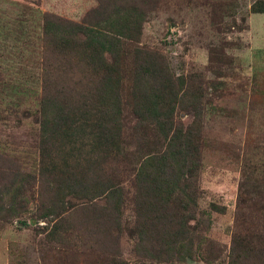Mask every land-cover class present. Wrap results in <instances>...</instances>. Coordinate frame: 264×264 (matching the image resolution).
<instances>
[{
    "label": "trees",
    "instance_id": "trees-1",
    "mask_svg": "<svg viewBox=\"0 0 264 264\" xmlns=\"http://www.w3.org/2000/svg\"><path fill=\"white\" fill-rule=\"evenodd\" d=\"M150 1L97 0L81 23L43 12L40 41L11 52V76L0 72V120L11 116V127L26 124L37 136L32 172L24 170L30 161L24 151L11 146L0 202L9 203L12 221L24 212L31 185L48 181L51 203L39 208L47 223L41 231L75 232L89 251L83 264H126L120 231L128 208L131 225L124 228L139 261L217 262L207 236L211 214L226 207L200 210L205 78L176 77L160 53L141 44L156 11ZM250 13L264 14V0L254 1ZM229 16L220 6L218 23L227 26ZM213 46L211 63L227 62ZM242 158L226 264H264V158ZM68 196L81 204L67 220Z\"/></svg>",
    "mask_w": 264,
    "mask_h": 264
},
{
    "label": "rangeland",
    "instance_id": "rangeland-1",
    "mask_svg": "<svg viewBox=\"0 0 264 264\" xmlns=\"http://www.w3.org/2000/svg\"><path fill=\"white\" fill-rule=\"evenodd\" d=\"M254 1L257 0H151L156 11L148 15L141 37V44L160 53L168 63V70L176 77L201 75L205 78L200 210H208L211 204L226 207L225 214H211L212 227L207 236L216 264L227 261L228 229L232 227L237 204L242 156L252 154L259 159L262 154L264 158V14L250 13ZM96 2L0 0L2 77L11 76V52L24 42L40 41L39 16L43 12L81 23ZM225 5L230 13L227 26L218 23L217 18L219 7ZM18 17H24L19 26L13 24ZM213 45L228 55L227 62L211 63L209 51L215 47ZM218 47L216 52L220 54ZM182 119L185 125L192 121L190 115H182ZM36 142L37 136L30 126L11 127V116L7 122L0 120V147L6 149L0 153V193L9 184L2 176L11 169V158L6 157H10L11 146L24 151L26 159L30 160L24 170L32 172L36 164L33 158ZM120 170L125 171V168L120 166ZM128 181L124 182V187L132 194ZM48 183L36 181L31 185L27 193L29 202L21 206L24 212L12 221L7 212L9 203L0 202V264H83L82 256L89 251L80 247V242L74 238L75 232L62 230L49 237V230L41 231L47 223L38 217L39 208L51 203V197H47L51 192ZM64 203L70 209L62 216L68 220L74 214L71 207L81 203L72 196ZM130 217L128 208L120 231L123 261L152 264L133 256V239L124 228L131 225Z\"/></svg>",
    "mask_w": 264,
    "mask_h": 264
}]
</instances>
